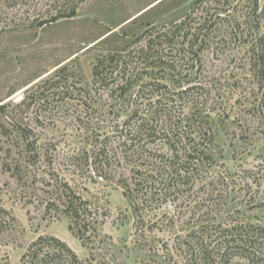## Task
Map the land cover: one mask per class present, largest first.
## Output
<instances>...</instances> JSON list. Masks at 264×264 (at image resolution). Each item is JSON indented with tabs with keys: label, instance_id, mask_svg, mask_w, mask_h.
<instances>
[{
	"label": "rangeland",
	"instance_id": "1",
	"mask_svg": "<svg viewBox=\"0 0 264 264\" xmlns=\"http://www.w3.org/2000/svg\"><path fill=\"white\" fill-rule=\"evenodd\" d=\"M197 1L0 0V264H22L41 236L61 239L84 264H207L202 246L240 236L262 264L264 66L255 58L264 46V0L260 27L256 17L246 24L245 0H229L226 21L215 25L212 18L208 35L186 54V67L178 61V69H146L138 57L147 31H165L189 15L203 24L225 0L195 7ZM123 50L133 58L124 59L132 78L119 97L112 83L119 82L94 77V65ZM157 87L170 94L192 88L175 104L174 121L202 118L213 133V159L184 185L150 199L136 184L140 172L143 180L152 173L121 152L118 138L132 112L147 113L143 100ZM106 136L111 166L99 175L93 156ZM168 151L156 140L145 155L167 159ZM66 185L92 211L84 242L64 213ZM240 249L232 247L228 264H252Z\"/></svg>",
	"mask_w": 264,
	"mask_h": 264
},
{
	"label": "trees",
	"instance_id": "2",
	"mask_svg": "<svg viewBox=\"0 0 264 264\" xmlns=\"http://www.w3.org/2000/svg\"><path fill=\"white\" fill-rule=\"evenodd\" d=\"M206 0H198L195 3V7L204 3ZM249 5L250 9L246 14V24H251L255 19L258 21V27L261 26L262 20L260 14L259 0H245ZM232 2L225 0L223 7L215 10L213 14L205 20L203 24L194 23L196 20H192V15L188 16V22L181 21L180 23H174L170 28H165V31H158L157 28H153L151 31H147L145 36H148L146 46L140 50V57L145 61L146 69H154L157 67H166L169 70L178 69L176 62L182 61L180 64L185 66L190 52L195 53V46L199 41V38H205L208 35V31L212 27V18H215V25L217 19L226 21V14L232 9H228L225 6H230ZM194 7V8H195ZM221 15H225L222 17ZM62 17V16H60ZM70 17V16H65ZM54 22L57 19L53 20ZM199 25L198 32L192 33L194 30L193 26ZM214 26V24H213ZM156 31L157 34L154 32ZM186 32V33H185ZM191 37V39H189ZM261 43L264 44V36L260 38ZM262 46L260 45V48ZM255 48H257L255 46ZM254 48V49H255ZM163 50L171 52L170 56L165 57ZM262 54L255 58V63L259 67L264 66V46L260 49ZM125 50L107 56H103L97 59L94 65V77L98 78L103 76L104 81H117L112 82L117 85V90H120V96L126 95L132 76L128 74L126 68L129 65L131 55L123 56L122 53ZM169 54V53H168ZM184 54V56H182ZM128 61L124 59L128 58ZM193 61V57H191ZM255 64V65H256ZM123 71L119 68L123 67ZM186 67V66H185ZM188 67V66H187ZM109 69L108 73L106 70ZM116 71H119L120 78L116 80L113 76ZM130 75V76H128ZM110 82V81H109ZM160 85V84H159ZM167 89L166 86H162ZM192 88H186L181 92L170 94L169 92H162L161 88L157 87V91L145 97L143 100L145 104H148L147 113L139 114L138 111L132 112L129 118L124 122L120 136L118 138L119 149L121 152L131 157H138L137 161L140 162V169L152 173L150 176L144 177L145 174L140 172L137 186V192L141 195L149 193L150 199L160 196L163 191L176 189V186L184 185L183 182L186 179H190L195 171H199L198 167H201L203 163L212 160L211 147L213 144V133L211 130L205 128V122L202 118H196L195 114H190L186 121H177L173 115L175 111V104L178 101L189 94ZM139 93V91H138ZM142 94H144L142 92ZM140 98L142 96L140 95ZM4 110V105L0 106V112ZM164 119V121H162ZM197 127V128H196ZM192 128H195L193 130ZM190 130V131H189ZM193 130V131H192ZM111 137L106 136L102 141L104 142L98 150H95L93 156L94 171L101 175L100 169H106L111 166L108 160H110L109 142ZM156 140L163 142V145L169 150L167 159L165 157H154L145 155L148 146L155 143ZM208 146L209 151L206 152L204 147ZM146 149V150H145ZM124 150V151H123ZM146 157L145 160L143 158ZM155 161L158 165L149 166L146 165L147 161ZM163 160V161H162ZM148 169V170H147ZM65 192H62L64 197L63 207L64 213L71 220L70 230L75 236L84 242L88 228L92 223V211L90 210L89 203L84 200L81 196H77L73 190L66 185ZM69 191V193H68ZM146 195V194H145ZM264 230L263 228L261 229ZM233 232L228 230L227 233ZM234 237V234H231ZM229 238L217 242V248L207 249V246H202L198 254L203 257L207 264H228L227 260L231 255V249L234 245L241 247L239 255L243 259H248L252 264H258L254 257L247 254L246 251H251V247L246 245V240L242 237ZM254 237H263L262 234ZM216 251V254L214 252ZM213 255H215L213 257ZM213 257V258H212ZM211 259V260H209ZM264 264V260L261 261ZM22 264H84L72 248L61 239L53 236H41L34 242H32L27 248L25 254L22 257ZM198 264H201L198 263Z\"/></svg>",
	"mask_w": 264,
	"mask_h": 264
}]
</instances>
